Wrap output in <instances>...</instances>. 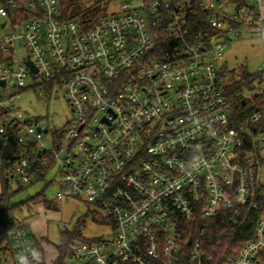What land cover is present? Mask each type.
Here are the masks:
<instances>
[{
    "label": "built area",
    "instance_id": "2783aa9c",
    "mask_svg": "<svg viewBox=\"0 0 264 264\" xmlns=\"http://www.w3.org/2000/svg\"><path fill=\"white\" fill-rule=\"evenodd\" d=\"M243 28L264 39L262 0H129L95 21L0 0L1 172L12 190L54 172L58 201L111 221L66 264H213L210 229L234 237L251 218L225 264H264V102L239 115L217 68ZM41 91L63 94V129L18 107ZM0 264H43L25 226L0 234Z\"/></svg>",
    "mask_w": 264,
    "mask_h": 264
},
{
    "label": "rangeland",
    "instance_id": "374dc122",
    "mask_svg": "<svg viewBox=\"0 0 264 264\" xmlns=\"http://www.w3.org/2000/svg\"><path fill=\"white\" fill-rule=\"evenodd\" d=\"M96 1L81 0V7L88 9ZM125 1L129 0H104L103 4L107 6L109 14H115L119 5ZM262 1L264 3V0ZM239 33L241 37L232 35L230 40L225 42L224 58L217 64L219 72L226 75L223 81L226 92L227 88L234 81H240L245 73L262 75L264 86V74L261 69L264 67V39L250 28H243ZM219 40L221 38L214 43ZM21 51L22 56L26 57L27 53L23 49ZM233 73L234 76H231ZM257 87L256 85L254 90L244 87L243 96L251 99L256 95ZM55 98L57 99L53 100ZM53 99L43 91L37 95L27 92L18 100L17 105L22 112H30L34 118L41 116L42 118L38 120L44 126L49 125L51 129L60 130L64 128L70 113L61 92ZM55 176L54 172L48 174L44 181L25 187L26 190L12 199L13 204H20L42 195L32 209H23L18 218L26 227L33 250L43 254L47 264H52L57 259L59 250H64L68 246L72 249L95 239L112 237V230L108 225H99L94 221V214L101 217L98 210L78 200H57L59 186Z\"/></svg>",
    "mask_w": 264,
    "mask_h": 264
},
{
    "label": "trees",
    "instance_id": "16d2710c",
    "mask_svg": "<svg viewBox=\"0 0 264 264\" xmlns=\"http://www.w3.org/2000/svg\"><path fill=\"white\" fill-rule=\"evenodd\" d=\"M63 15L66 19H79V20H87L91 19L95 21L101 16L106 15L107 6L103 4L104 0H97L94 5L90 8L81 7V0H58ZM225 77V73H222ZM234 76V73L231 75ZM232 79V78H231ZM261 81V76L259 75H251L249 73H245L241 76L240 81H234L227 88V96L232 103L235 111L239 113V115L243 116L250 111L254 110L258 105L264 102V92L258 88L259 83ZM256 85L257 93L251 99H247L243 96L242 90L246 87L249 90H254ZM245 101V105L242 102ZM262 128V127H261ZM0 182H1V190H0V234H7L11 232L13 229L24 226L23 223L19 220V213L28 208L29 210L33 208L35 202L42 197L39 195L35 198H31L26 202H22L20 204H13L12 199L18 193L26 190V188L22 187L20 189L12 190L5 176L0 170ZM47 201H45L46 203ZM94 214L93 219L99 225H109L111 221ZM254 226H255V218L249 219L245 224H243L237 231L234 237L225 234L224 228L226 225H221L219 229L212 227L207 234L206 240V248L211 254H215V262L213 264H225L227 261V257L230 253L237 252L245 242L252 239L254 237ZM73 239V238H72ZM71 239V240H72ZM96 240V239H95ZM94 241V240H93ZM69 246L64 250H59V254L57 259L52 264H66L69 252ZM42 252V251H41ZM43 253V252H42ZM40 261L45 264L44 256L41 253H37ZM189 258L186 256V264H189Z\"/></svg>",
    "mask_w": 264,
    "mask_h": 264
},
{
    "label": "water",
    "instance_id": "95a60500",
    "mask_svg": "<svg viewBox=\"0 0 264 264\" xmlns=\"http://www.w3.org/2000/svg\"><path fill=\"white\" fill-rule=\"evenodd\" d=\"M4 26V25H3ZM26 64L31 68V70L35 73H37V69L35 68L34 64L31 60L27 61ZM2 85H5V82H1ZM243 105H245V101L242 102Z\"/></svg>",
    "mask_w": 264,
    "mask_h": 264
},
{
    "label": "crops",
    "instance_id": "0c3cea01",
    "mask_svg": "<svg viewBox=\"0 0 264 264\" xmlns=\"http://www.w3.org/2000/svg\"><path fill=\"white\" fill-rule=\"evenodd\" d=\"M45 262H46V259L44 258ZM47 263V262H46Z\"/></svg>",
    "mask_w": 264,
    "mask_h": 264
}]
</instances>
